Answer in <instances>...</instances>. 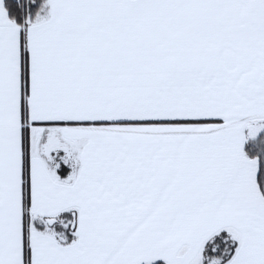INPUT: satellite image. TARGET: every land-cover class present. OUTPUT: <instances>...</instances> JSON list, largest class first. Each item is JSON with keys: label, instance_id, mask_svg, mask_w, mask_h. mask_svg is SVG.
I'll list each match as a JSON object with an SVG mask.
<instances>
[{"label": "snow or ice", "instance_id": "obj_1", "mask_svg": "<svg viewBox=\"0 0 264 264\" xmlns=\"http://www.w3.org/2000/svg\"><path fill=\"white\" fill-rule=\"evenodd\" d=\"M0 264H264V0H0Z\"/></svg>", "mask_w": 264, "mask_h": 264}, {"label": "trees", "instance_id": "obj_2", "mask_svg": "<svg viewBox=\"0 0 264 264\" xmlns=\"http://www.w3.org/2000/svg\"><path fill=\"white\" fill-rule=\"evenodd\" d=\"M12 11H14V9H13ZM10 14H11V13H10Z\"/></svg>", "mask_w": 264, "mask_h": 264}]
</instances>
